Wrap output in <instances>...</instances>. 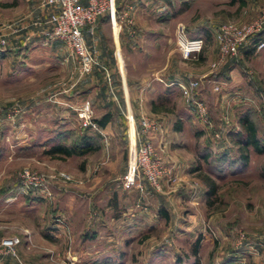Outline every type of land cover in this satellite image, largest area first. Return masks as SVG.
Segmentation results:
<instances>
[{
  "label": "rangeland",
  "instance_id": "obj_1",
  "mask_svg": "<svg viewBox=\"0 0 264 264\" xmlns=\"http://www.w3.org/2000/svg\"><path fill=\"white\" fill-rule=\"evenodd\" d=\"M263 7L264 0H115L114 19L105 17L119 31L121 79L112 63L107 67L110 77L98 65L80 74L66 45L47 38V28L40 32L32 25L35 13L51 11L42 0H0V32L7 39L0 48V239L20 238L30 230L42 236L54 223L62 231L40 246L46 252L43 263L22 258L15 246L14 262L261 264L264 154L249 148L248 162L241 166L234 141L239 138L236 119L243 113L253 121L257 136L264 137V47L248 55V46L239 50L236 70L226 82L213 78L218 67L211 68V63L217 54L216 27L250 23ZM178 25L188 38L203 39L197 60L180 58L175 44ZM107 35L112 44L110 30ZM126 72L145 79L128 78ZM192 72L202 74L194 78L200 82L197 97L206 106L209 126L197 120L170 83L184 81ZM212 82L219 83L218 91L211 90ZM85 103L96 121L110 114V124L100 133L79 127L76 110ZM150 103L156 113L150 112ZM127 107L135 126L140 115L159 123L161 131L148 139L162 169L176 180L168 181L165 175L158 191L144 183L142 191L121 184L131 127ZM81 136H93L96 148L79 157L47 153ZM86 169L88 179L107 182L103 203L109 201V215L123 222L81 241L82 234L89 238L92 232L77 221L96 218L86 194L78 190L86 185ZM23 171L42 177L45 190L19 193ZM204 176L215 183V197L206 198ZM131 223V233L111 230Z\"/></svg>",
  "mask_w": 264,
  "mask_h": 264
},
{
  "label": "built area",
  "instance_id": "obj_2",
  "mask_svg": "<svg viewBox=\"0 0 264 264\" xmlns=\"http://www.w3.org/2000/svg\"><path fill=\"white\" fill-rule=\"evenodd\" d=\"M43 4L51 7L44 24L46 36L49 39H57L63 42L77 62L80 74H87L95 64L94 51L89 50L84 42V32L92 35L98 19L108 16L112 21L115 17V0H42ZM9 28V25H7ZM264 28V7L258 16L250 23L237 25L223 23L216 27L213 34V42L217 49V59L211 63V68L216 69L227 57H236L239 50L250 45L256 35ZM7 44L6 34L0 32V48ZM175 44L180 58L185 61L197 60L204 48L201 38L190 39L185 34V29L178 25L175 30ZM258 51L264 47V41L253 45ZM175 85L184 100L191 108L197 120L204 126H209L208 113L205 104L198 99L196 90L199 87L198 79L187 76L184 81H176ZM217 90L216 87L213 89ZM79 127L100 133V127L93 121L92 113L87 103L76 110ZM126 119L132 127V155L130 141L128 143V161L126 172L121 184L124 188H137L142 191V184H146L154 191L160 189L161 179L167 175L168 181L174 182L176 178L170 177L169 171L162 169V164L156 157L148 137L160 132L158 123L148 117H141L135 126L131 111L126 109ZM138 128V129H137ZM132 157V159H131ZM63 178L66 177L61 174ZM45 190V181L42 177L23 171L19 176V193L28 190ZM15 237H3L0 239V249L18 259L14 246ZM19 264L21 263L18 260ZM264 264V258L261 260Z\"/></svg>",
  "mask_w": 264,
  "mask_h": 264
},
{
  "label": "crops",
  "instance_id": "obj_3",
  "mask_svg": "<svg viewBox=\"0 0 264 264\" xmlns=\"http://www.w3.org/2000/svg\"><path fill=\"white\" fill-rule=\"evenodd\" d=\"M85 2H86V0H80V3L84 4ZM47 16H48V14H43L42 10L39 13H35V20L32 23V25H35L34 27H36V30H39L40 32L46 30L45 29L46 27L44 26V21L46 20ZM99 20L100 21L97 22L95 25V28H94L92 35L84 32L83 37H84L85 45L87 46L88 49L94 51V54H93L94 61H95L94 65H98V67L101 68V70L105 71V75H104L105 77H110V73L108 72L107 67L109 68V66H111L110 64L112 63V64H114V66H116L118 73H119V76L122 79L124 72H123V74H122V72L120 73V65H121L120 63L122 61H121L119 48H118V44H117L119 42V41H117V39H119L118 38L119 37L118 36L119 31L117 32V30L115 31L114 27H111L108 18L105 17V18H101ZM108 30L111 31L112 44H110L109 37L107 35ZM246 50L247 49L244 48V52ZM215 58L217 59V54H215ZM215 58H213L211 60V62L214 61ZM234 63H238V59L236 57H227L218 66V69H220V70L226 69V72L224 71L221 78H217V79L215 78V79L226 82L229 80V78H232V74L236 70L234 67ZM98 67L96 69H98ZM189 74L192 78H194L195 76L202 77V74L196 75L195 72H192ZM126 76L128 78L133 77V79H139V80L145 79V78H143L144 76H142V75L139 76V74L136 75L135 73H133V76H131V75H129V73L126 72ZM187 76H189V75H187ZM230 80H232V79H230ZM174 81L176 82L177 80L176 79L172 80V81H170V83H174ZM212 84L213 85L211 86V90H213L214 87H216L217 88L216 91H218L221 87V86H218L219 83H217V82H212ZM148 85L149 84L147 83L145 86L148 87ZM147 87H144V88L146 89ZM123 91H124L123 94H125V96H126L127 91L126 90H123ZM150 112L156 113V112L151 111V109H150ZM144 116L145 115H140V118L144 117ZM109 124H110V120L101 128L106 129ZM129 141H130V147H131L130 148V150H131L130 155H132V128L131 127L129 129ZM131 159H132V157H131ZM236 160H237V158H236ZM87 176H88V169L85 170V177H86L85 180L87 181L85 183L86 184L85 187L80 188V186H79L76 188H80L78 190H80L82 192V193L80 192L81 195L86 194L84 199L87 201V205L89 207H91L92 210H95L96 218H93L92 221L89 223L88 222L85 223L84 219H81V221L80 220L77 221L83 225V228H85V230L90 229V231L92 232V233H90L89 238L87 237L88 239L85 238L84 234H82L81 235V241L89 240L90 238H91V240H92V238L94 239V235L98 236L104 230L107 231L109 228V224L122 223L123 222L122 218H120V216L115 218V217H111L109 215V212L111 209L109 201H107L106 203H103V199L105 196L103 193H107L109 191V187H108L107 182L106 183H103V182L99 183L98 182L99 179H95L93 177L90 180V179H88ZM117 179H120V177ZM83 192H85V193H83ZM121 193H123V192H121ZM60 194L62 195V193H60ZM107 197L108 196H106V198ZM144 209L145 208H143V210ZM70 222H72V221H70ZM133 223H137V221L136 222L134 221ZM133 223H131V227H123L122 225L121 226L117 225V227H112L111 230L115 231L116 233H119V234L120 233L126 234L128 232L131 233V231H133V229H134ZM58 225L59 224L54 223L52 226H50L52 229L48 233H44L42 236L36 235L35 231L30 230L29 234H22V235H20V238L15 237V239H16L15 247H16L17 253L22 258L24 257L27 261L38 259V260H42V263H43V261H44L43 259H45L44 256L46 255V252L42 251L40 249V246H45L43 244L49 238L53 239V238H56L57 235H60V233L62 231L60 230ZM129 235H131V234H129ZM38 238L41 240L40 243L37 242ZM33 241H34V243H33ZM0 264H17V263L14 262V259L12 258V256H10L9 254L5 253L2 249H0Z\"/></svg>",
  "mask_w": 264,
  "mask_h": 264
},
{
  "label": "trees",
  "instance_id": "obj_4",
  "mask_svg": "<svg viewBox=\"0 0 264 264\" xmlns=\"http://www.w3.org/2000/svg\"><path fill=\"white\" fill-rule=\"evenodd\" d=\"M241 3L243 4V2ZM259 41H264V28L256 35L253 42L250 45H248L247 47L248 49L244 52L245 55L252 53V51L254 50L253 45ZM224 71L226 72V69L225 70L217 69L215 72H213L212 76L216 79L221 78ZM150 109L151 111L156 112L153 103H150ZM109 120H110V114L102 115L100 119H98L97 121L93 119V121L100 128L104 126ZM236 123L238 126V134L235 135L239 137L236 142L234 141V144L238 149L237 152L238 156L236 162L239 163L241 166H244L248 162L247 150L249 148H251L255 154H259V155L264 154V137L261 140L257 136L256 127L253 121L250 119L248 113H243L242 115L238 116L236 119ZM175 130H179V127H175ZM229 136L231 137L232 135ZM65 138L68 139L67 135ZM95 142L96 141L95 138H93V136H81L79 137V140L73 142L70 141L69 143H65V142L59 143L51 147L47 151V153L50 155H56L58 158L70 157V156L79 157L90 152L92 149H95L96 148L95 144H97ZM223 158L224 157H222L221 155L220 160H223ZM196 170H198V168L195 169L194 171ZM202 181L205 185L206 198L215 197V195L217 194V187L215 183L206 176L202 177ZM192 255L193 256L196 255L195 248L192 251ZM194 264H197V261H195Z\"/></svg>",
  "mask_w": 264,
  "mask_h": 264
}]
</instances>
